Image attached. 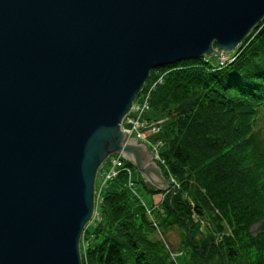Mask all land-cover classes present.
<instances>
[{
	"label": "water",
	"instance_id": "95a60500",
	"mask_svg": "<svg viewBox=\"0 0 264 264\" xmlns=\"http://www.w3.org/2000/svg\"><path fill=\"white\" fill-rule=\"evenodd\" d=\"M263 18L264 0H0V264H81L110 156L167 191L123 118L151 71L230 54Z\"/></svg>",
	"mask_w": 264,
	"mask_h": 264
},
{
	"label": "trees",
	"instance_id": "16d2710c",
	"mask_svg": "<svg viewBox=\"0 0 264 264\" xmlns=\"http://www.w3.org/2000/svg\"><path fill=\"white\" fill-rule=\"evenodd\" d=\"M231 55L150 72L138 97L149 93L145 120H168L157 165L174 184L161 192L139 181L162 194L153 206L163 219L155 222L148 207L136 216L130 201L140 195L127 184L135 167L122 160L111 181L97 186L96 176L81 264H184L167 237L175 228L178 247L189 251L185 264H264V18Z\"/></svg>",
	"mask_w": 264,
	"mask_h": 264
},
{
	"label": "rangeland",
	"instance_id": "374dc122",
	"mask_svg": "<svg viewBox=\"0 0 264 264\" xmlns=\"http://www.w3.org/2000/svg\"><path fill=\"white\" fill-rule=\"evenodd\" d=\"M232 53H230L229 55H231ZM228 58L229 57H226L224 59L227 60ZM207 59H208V61H210V63L212 65H217L219 63L218 62L219 53L218 52H215L212 55L207 56ZM141 102H142V98L141 97H137L135 99V101H134L135 104H137V103L140 104ZM145 117H147V116L145 115L143 117V119H145ZM149 122L152 124V126H154V125L158 126L160 130H159L158 133H151L148 136V140L154 142V141H156V139H159L158 141H156V143L162 141L163 140V137H164L163 132L166 129V124H168V120H166V116L164 114L157 113V114H155L154 119L149 120ZM150 129H151V126H148L145 129H143V130H146V132H149ZM262 132L264 134V118H263ZM139 142L145 144V146L148 148L149 153L152 156L153 151L149 147V145L147 144V142H142V141H139ZM160 144H163V142H160ZM114 157H116V156H110L100 166V168L98 170L99 171V174L97 175L98 177H97V180H96V185L97 186L100 185L101 183L103 184V180H102V178H100V173L106 174V173L110 172L114 168L113 163H112V160L114 159ZM153 157L154 156H152L153 161L155 162L156 166H158L157 165L158 161L155 160ZM115 170L116 171H119L120 168H115ZM129 176H130V179L134 182V185H133V183L129 182V180H128V183H127L128 184V187L130 189H134V191L137 194L140 195V201H133V199L130 201L131 207H132L134 213L136 214V216L138 214H140L141 211L144 210V208H147L148 207L146 209V213L147 214L151 213L152 212L151 211V208H152L153 209V212L151 214L152 219L155 222H157V223L161 222L162 219H163V212L158 207H154L153 206V203H157L160 199H162V194H160V193H153L152 196H151L149 193H147V191L143 187V184L140 183V181H139V174H138V172L136 170H132L130 172ZM142 179H143V177H142ZM168 182L170 183V185H169V188H170L171 187V183L174 184V181L173 180H170ZM169 188H168V190H169ZM167 237L169 238V241L173 240V246H174V248L176 250H178L175 253L176 258L178 259L179 262L185 264L188 261V252L189 251L187 249L182 248V247L181 248L178 247L179 246V243H180V239H179V233H178L177 229L175 228L174 230H171L168 233V236ZM171 248L173 249V247H170V249ZM179 248H180V250H179Z\"/></svg>",
	"mask_w": 264,
	"mask_h": 264
},
{
	"label": "built area",
	"instance_id": "2783aa9c",
	"mask_svg": "<svg viewBox=\"0 0 264 264\" xmlns=\"http://www.w3.org/2000/svg\"><path fill=\"white\" fill-rule=\"evenodd\" d=\"M154 85L150 88V90L153 89ZM148 96L149 93H146L145 96H143L142 102L140 104L138 103L135 104L134 102L132 103L131 109L129 113L123 118L120 128L122 131H125L127 133L128 137H135L138 139V141L147 142V144L153 151L152 154V156H154L153 158L159 161L160 158L158 155V147L161 146V144L160 142L156 143V141L154 142L149 141L148 136L151 133H158L160 129L156 125L152 126V124L148 120L143 119V116H145L149 112ZM148 126H151L149 132L143 130ZM112 163L114 168L110 172L106 174L100 173V176L102 175L101 178L103 180V184L111 181L117 176L118 171H116L115 168H121L123 166L120 156L114 157ZM96 196L98 197V194H96L95 192L94 195L95 206H96ZM95 206H94V210H95ZM94 213L95 212H93V216Z\"/></svg>",
	"mask_w": 264,
	"mask_h": 264
}]
</instances>
